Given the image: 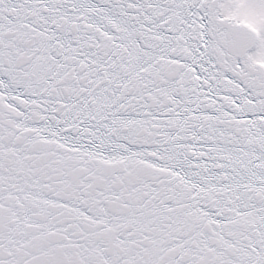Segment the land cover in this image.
Here are the masks:
<instances>
[{"label":"snow or ice","instance_id":"snow-or-ice-1","mask_svg":"<svg viewBox=\"0 0 264 264\" xmlns=\"http://www.w3.org/2000/svg\"><path fill=\"white\" fill-rule=\"evenodd\" d=\"M0 264H264V0H0Z\"/></svg>","mask_w":264,"mask_h":264}]
</instances>
